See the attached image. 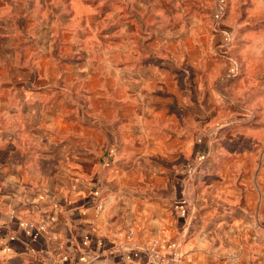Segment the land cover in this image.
I'll return each instance as SVG.
<instances>
[{"label":"crops","instance_id":"obj_1","mask_svg":"<svg viewBox=\"0 0 264 264\" xmlns=\"http://www.w3.org/2000/svg\"><path fill=\"white\" fill-rule=\"evenodd\" d=\"M194 1L0 0L1 77L5 71L9 77L0 81V264H264V134L254 140L246 135L248 148H238L235 139L213 145L241 123L231 119L225 127L207 131L200 102L194 106L199 113L204 109L202 120L184 111L190 100L168 105L176 122L167 127L175 146L170 148L173 160L190 157L180 173L191 172L201 151H214L215 167L220 165L209 180L207 161L200 163L194 182L175 180V161L160 159L155 166L165 180L136 181L141 168L135 166L137 153L135 159L127 158L132 151L119 152L120 165L113 171L107 164L97 172V165L86 166L88 160L99 161L95 151L55 144L63 134L55 130L56 124H94L79 115L86 108V92H77L79 104L61 84L67 69L81 74L82 62L91 61L83 56L87 49L112 50L118 44L123 47L116 58L118 75L146 86L143 70L155 72L158 67L139 62L141 52L127 53V46L147 34L146 27L156 31L148 39L174 27L168 14L176 8L194 3L189 10L199 13L201 5ZM150 17L159 19L151 25ZM170 62H176L174 55ZM173 65L177 73L193 71L187 63ZM9 67L16 73L9 74ZM124 103L134 106L139 101ZM65 108L78 114L70 117L56 110ZM140 118L133 124H149L148 116ZM260 123L255 128L261 126L257 131L264 133ZM250 124L247 119L245 125ZM123 163L131 171L127 178ZM207 188L213 197L197 195Z\"/></svg>","mask_w":264,"mask_h":264},{"label":"rangeland","instance_id":"obj_2","mask_svg":"<svg viewBox=\"0 0 264 264\" xmlns=\"http://www.w3.org/2000/svg\"><path fill=\"white\" fill-rule=\"evenodd\" d=\"M199 1H194L197 2L196 5H201L199 13L189 10L194 9V3H190L191 6L189 4L190 7L187 9L176 8L175 13L168 14L169 20L174 18L172 25L174 27L171 26V29L164 31L165 33L158 31L159 36L155 39H148V34L155 35L156 31L146 27L148 33L138 40L139 43L127 46L125 50L127 53L141 52L139 62L156 64L158 67L155 72L143 70L147 87L144 85L140 87L129 80L126 82L118 75L121 66L116 58L123 52L122 46L114 44L112 50L106 46H95L94 50L87 49L83 56L86 55L91 61L82 62L80 69L84 70L83 73L76 74V71L67 69L68 73L61 80V84L70 91V99L79 104L82 103L77 92L81 93L82 90L86 92L84 96L86 108L79 110V115L85 121L94 124L85 123V126L56 124L55 130L63 134L61 141L59 143L55 141V144H61L59 147L66 149L75 145L80 149L84 148L88 154L95 151L99 161L88 160L86 166L92 168L97 165V172L107 164L112 171L116 164L120 165L118 157L120 151L121 154L132 151L127 155L129 159H133L132 156L137 153L135 166L137 169L140 167L141 172L137 173L136 181L150 184L152 180H165L161 175L162 171H157L156 159L165 162L175 161L178 168L173 174H176L175 180L180 181L198 180L201 173L198 170L199 164L205 161L207 170L211 172L208 175L209 180H213V172L220 167L219 164L215 167L214 151H207L211 155L201 151L198 153L197 161L191 166V172L180 173L179 169L186 167L190 157L183 156L173 160L170 148L175 146L167 134V131L171 130L167 127L172 128L176 124L172 113L167 112V106L171 103L182 106L183 100H190L191 105L184 107V111L194 119L200 116L202 120L204 109L199 113L198 105L194 106L200 102L201 108L205 107L207 131L211 128H223L231 119L241 123L238 127H236L238 124H234L233 131H224L220 137L213 140V145L220 141L228 145L230 140L235 139L238 148H248L251 141L246 135L250 134L253 140L263 138L264 133L257 131L261 126L255 128L254 124L264 122V0ZM157 19L159 18L150 17V24ZM172 55L175 56L176 62H170ZM153 56H161L162 60L152 58ZM184 57L187 61H184ZM198 62L201 64L198 65ZM173 63H177L181 68L182 64L185 66L187 63L193 71L189 75L177 73ZM203 68L205 75L199 76ZM8 71L9 74L16 73L14 68L9 67ZM1 74L0 68V81L7 79L6 71L4 76L1 77ZM172 77L174 84H170ZM55 80L56 78H52V81ZM131 100H138L139 104L134 106L129 103L122 104ZM56 110L66 112L70 117L78 114V111L69 108ZM55 116L57 117L56 114ZM137 116L141 118L148 116L146 121L149 124L134 125ZM247 119L251 122L250 125H245ZM196 123L194 126L197 130ZM107 134L110 136L109 141L106 140ZM119 140H122L123 146L119 145ZM211 141L208 138L207 150ZM147 153L150 156L146 155ZM223 161L224 168L226 159ZM121 166L124 167L122 170L126 178L131 175L130 169L127 168L129 165L123 163ZM226 168L228 167L223 171ZM113 176L114 172L111 177ZM210 191L211 189L207 188L203 192H197V195L213 197L214 192ZM97 192L96 188L93 193ZM126 238H131L130 232Z\"/></svg>","mask_w":264,"mask_h":264}]
</instances>
